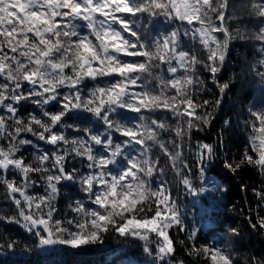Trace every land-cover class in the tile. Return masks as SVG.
Instances as JSON below:
<instances>
[{
    "label": "trees",
    "instance_id": "trees-1",
    "mask_svg": "<svg viewBox=\"0 0 264 264\" xmlns=\"http://www.w3.org/2000/svg\"><path fill=\"white\" fill-rule=\"evenodd\" d=\"M23 2L0 5V264H264V0ZM162 194L166 255L120 231Z\"/></svg>",
    "mask_w": 264,
    "mask_h": 264
},
{
    "label": "rangeland",
    "instance_id": "rangeland-1",
    "mask_svg": "<svg viewBox=\"0 0 264 264\" xmlns=\"http://www.w3.org/2000/svg\"><path fill=\"white\" fill-rule=\"evenodd\" d=\"M47 1V0H46ZM204 2H207L208 0H203ZM35 0H24L22 6H21V12L25 14L26 9H30L32 4L34 3ZM57 0H51V3H47V7L51 8L52 11H59L58 8H53V3H56ZM203 2V3H204ZM201 0H171V6L173 12L177 16H182L184 18H187L188 20H192L193 14L195 13V9L197 7H201L202 4ZM12 0H0V5H4L7 9L11 8L12 5ZM38 21L39 23V32L43 33L44 31H48L50 25L46 23L43 19H34ZM222 22L224 21V16L221 20ZM198 32L200 36H202L203 39H210L213 38L212 34L207 31L206 28L198 27ZM182 62V59L180 58V63ZM262 152H261V157L264 159V143L262 144ZM7 163V162H6ZM4 162V164H6ZM209 188H202L200 190V196L199 199L202 200L204 198V194H208ZM194 193V192H193ZM197 200V199H196ZM160 204H161V211L154 217L150 219H144V220H139L135 218L128 219L127 222L124 224V226L121 228V232L126 233V232H144L145 234V239L149 242L157 241L160 242V247H161V253L166 255L169 252L172 251V242L169 236V230L171 225H177L179 224L182 219H183V214L182 211L177 207L176 202L170 198L168 194H162L160 196ZM179 211V212H177ZM154 239H151V238ZM41 249L43 251H46L48 248L44 245H42ZM217 262L220 261V257L216 255Z\"/></svg>",
    "mask_w": 264,
    "mask_h": 264
},
{
    "label": "water",
    "instance_id": "water-1",
    "mask_svg": "<svg viewBox=\"0 0 264 264\" xmlns=\"http://www.w3.org/2000/svg\"><path fill=\"white\" fill-rule=\"evenodd\" d=\"M22 198L24 199V196L22 195Z\"/></svg>",
    "mask_w": 264,
    "mask_h": 264
}]
</instances>
